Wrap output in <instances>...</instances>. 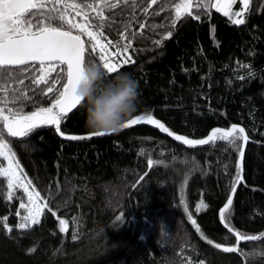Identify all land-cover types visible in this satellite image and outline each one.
I'll use <instances>...</instances> for the list:
<instances>
[{"label":"trees","instance_id":"trees-1","mask_svg":"<svg viewBox=\"0 0 264 264\" xmlns=\"http://www.w3.org/2000/svg\"><path fill=\"white\" fill-rule=\"evenodd\" d=\"M183 1L107 0L117 6L102 9V40L127 48L134 63L105 73L109 79L128 73L137 81V107L129 119L151 113L190 138L216 128H243V179L234 186L241 157L228 141L190 147L143 122L90 139H66L94 132L85 126L80 104L61 118L64 135L47 125L26 138H11L0 124L24 175L51 209L39 224L19 229L24 196L12 190L8 199L7 180L0 177V264H264V0H250L243 24L197 7L199 2L176 20L175 5ZM75 2L95 6L102 0ZM81 39L83 63L102 66L93 41ZM40 76L39 71L20 76L32 99L26 112L51 106L58 95L47 93L51 83H33ZM49 79L61 80L54 86L62 90L66 72ZM8 83L21 87L19 80ZM230 195L226 215L234 232L219 215ZM201 200L208 207L197 212ZM75 217L83 219L85 231L77 239L71 234ZM61 219L67 224L63 232ZM235 232L259 239L238 243ZM223 247L238 251L226 253Z\"/></svg>","mask_w":264,"mask_h":264},{"label":"snow or ice","instance_id":"snow-or-ice-1","mask_svg":"<svg viewBox=\"0 0 264 264\" xmlns=\"http://www.w3.org/2000/svg\"><path fill=\"white\" fill-rule=\"evenodd\" d=\"M127 3L128 0H123ZM244 8H248V0H242ZM157 3V0H151V4ZM235 0H229L228 3L214 5L217 11H223L225 16L230 18L234 15L239 17L240 12L231 13V4ZM117 5L102 0L101 3L93 6L92 4L81 2L65 3V0H0V122H2V130H6L7 137L11 138H26L35 129L41 126L54 125L56 131L61 135V118H67L68 113L80 104V99L74 94L75 86L81 80L82 56L85 53L84 41L81 39L87 36L88 41H96L102 39L101 25L105 17L102 9L104 7L112 8ZM151 6V5H149ZM197 7H205L206 5L201 0L196 5ZM190 4L185 0L175 5L176 20H179L183 15L182 9H189ZM85 9H90L95 15H90ZM191 15V12L188 13ZM79 18V19H78ZM99 23H94V21ZM175 23V21L173 22ZM235 24H243V19H233ZM143 27V26H141ZM171 36V33L168 34ZM167 38V37H166ZM159 43V41L157 42ZM130 46V42H129ZM92 49L95 50L97 45L92 43ZM100 49L103 50L111 47V43L100 44ZM127 48H125V51ZM102 67L107 74L118 71L119 66L124 62H132L130 57H126L121 61L119 57L115 61H111V56L107 59L101 55ZM43 72V77L33 79V83H51L53 86L47 88V93H58L54 95L49 107H38L36 110L26 112L25 108L32 99L23 90L24 80L20 79L23 75L27 78L33 72ZM56 72L63 76L66 72V83L63 84V90L55 87V84L61 83V80H50L51 73ZM19 80L21 87L10 86L9 81ZM35 107V104H33ZM141 122L151 123L160 131L173 136L163 123L149 115H138L135 118L129 119L121 125L120 129L128 128L131 125ZM105 132L94 131L85 136H66V139H90L92 136H103ZM176 141H181L183 144L190 147L198 145H207L216 141H229L235 145L237 140H247L244 135V129L233 125L230 130L214 129L206 139H186L181 135H174ZM23 148H27V144H22ZM243 149L240 150L241 160L237 162V177L236 183H239L243 177L242 173V158ZM0 165L7 161V166H0V177L6 178L9 189L8 199H12L14 189L23 188L27 195V202H22L20 208L24 209L26 215L21 217L20 223L17 225L19 229H25L32 225L39 224L40 217L47 209L51 211L48 204L42 199L41 194L32 187V181L28 180L24 175L23 169L19 161L16 159V154L10 147V141L0 131ZM149 170L153 167V161L148 160ZM149 172H145L137 181V188L140 187L146 180ZM31 189V190H30ZM235 187L232 188L233 194ZM233 204L232 196L228 197L227 202L219 209L221 223L229 232H234L230 226L229 217L226 215ZM207 204L201 200L197 205L196 211L207 209ZM187 211V208H185ZM19 216V211L17 212ZM55 215V213H53ZM191 220V216H189ZM117 220L122 223V216H118ZM4 226L8 232L12 231L6 223L7 218H4ZM195 225L196 221L192 220ZM61 231H66L64 227L66 221H59ZM197 231H200L197 228ZM237 242L242 240H258L257 236H242L239 232L234 233ZM212 243V241H208ZM216 248H221L220 244L215 245ZM222 250L226 253L237 252V247H223Z\"/></svg>","mask_w":264,"mask_h":264},{"label":"clouds","instance_id":"clouds-1","mask_svg":"<svg viewBox=\"0 0 264 264\" xmlns=\"http://www.w3.org/2000/svg\"><path fill=\"white\" fill-rule=\"evenodd\" d=\"M74 94L84 108L85 126L92 131L116 133L136 111L138 83L128 73L112 76L96 62H84Z\"/></svg>","mask_w":264,"mask_h":264},{"label":"rangeland","instance_id":"rangeland-1","mask_svg":"<svg viewBox=\"0 0 264 264\" xmlns=\"http://www.w3.org/2000/svg\"><path fill=\"white\" fill-rule=\"evenodd\" d=\"M183 2H185V0L183 1ZM187 2L190 4V7H189V9H182V12L184 13V12H188V11H190V9L196 4V3H200L201 2V0H187ZM229 2V0H203V3L206 5L205 7L206 8H213V9H215V10H217L216 9V7H214V5H216L217 3H220V4H224V3H228ZM249 3H250V0H248V7H249ZM248 9V8H247ZM247 9H245L244 8V5H243V2H242V0H235V3H232L231 4V8H230V12L231 13H236V12H240V13H242V15L241 16H239V17H236V16H232L231 18L229 17V16H227L228 18H230V19H243L244 18V16H245V13H246V11H247ZM219 12H221V13H223V11H219ZM93 43H95L96 45H97V48L95 49L96 51H98V53H99V57H101V55H103L106 59L109 57V56H111V61H110V63L112 62V61H115L116 59H117V57H119V59L121 60V61H124L125 60V58H126V52H127V50L125 51V49L123 50L121 47H119V46H116L115 48H113L112 46L111 47H107V48H105V49H103V50H101L100 49V47H99V45L100 44H108L107 42H105L104 40H102V39H99V40H96V41H93ZM100 60H101V58H100ZM102 62V61H101ZM43 75H44V73L43 72H41V76L40 77H43ZM151 115L152 117H153V119H156L158 122H160V123H163V122H161L160 120H158L157 118H155L151 113H143V114H140V115ZM136 117V116H135ZM135 117H133V118H135ZM132 119V118H131ZM143 123H146V122H143ZM0 124L2 125V122H0ZM148 124H151V123H148ZM164 124V123H163ZM152 125V124H151ZM165 125V124H164ZM154 126V125H153ZM235 126H237V125H235ZM165 127H167L166 125H165ZM232 127V126H231ZM230 127V128H231ZM238 128H240V126H237ZM168 128V127H167ZM230 128H227V129H224V128H216V129H222V130H224V131H228V130H230ZM169 129V128H168ZM170 130V129H169ZM171 131V130H170ZM213 131V130H212ZM211 131V132H212ZM171 132H173V131H171ZM165 133V132H164ZM174 133V135H180V134H178V133H175V132H173ZM174 135L172 136L173 138H174ZM210 134H208L206 137H203V138H190V137H187V136H185V135H181V136H183V137H185L186 139H192V140H198V139H206L208 136H209ZM179 142H181V141H179ZM229 142V141H228ZM234 146H236L237 147V149H238V154H239V156H240V150H241V148L243 149V147H244V140L243 139H240V140H237L236 141V143H235V145ZM7 166V161H5V165H4V167H6ZM27 178V177H26ZM28 179V178H27ZM29 180V179H28ZM235 184H236V179H235V182H234V186H235ZM33 187V186H32ZM14 190H18V191H20L22 194H23V196H24V199H23V202L24 203H26L27 202V195L24 193V190H23V188H20V189H14ZM31 190V189H30ZM24 215H26V212H25V210L24 209H21L20 210V215H19V218H20V221H21V217L22 216H24ZM65 228H67V224L64 226ZM71 231H72V236H73V239H77V238H79L81 235H83L84 233H85V231H84V222H83V219H81V218H79V217H75V218H73L72 220H71Z\"/></svg>","mask_w":264,"mask_h":264},{"label":"water","instance_id":"water-1","mask_svg":"<svg viewBox=\"0 0 264 264\" xmlns=\"http://www.w3.org/2000/svg\"><path fill=\"white\" fill-rule=\"evenodd\" d=\"M82 60L84 61V54H83V56H82ZM62 90H63V88H62ZM62 90H61V91H62ZM69 113H70V112H69Z\"/></svg>","mask_w":264,"mask_h":264}]
</instances>
